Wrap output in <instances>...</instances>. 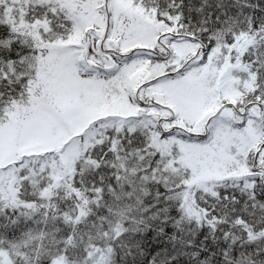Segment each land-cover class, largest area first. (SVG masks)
<instances>
[{
	"label": "snow or ice",
	"instance_id": "obj_1",
	"mask_svg": "<svg viewBox=\"0 0 264 264\" xmlns=\"http://www.w3.org/2000/svg\"><path fill=\"white\" fill-rule=\"evenodd\" d=\"M0 264H264V0H0Z\"/></svg>",
	"mask_w": 264,
	"mask_h": 264
}]
</instances>
